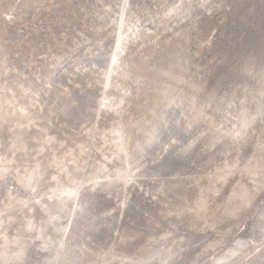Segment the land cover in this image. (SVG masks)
<instances>
[{"label":"bare ground","instance_id":"obj_1","mask_svg":"<svg viewBox=\"0 0 264 264\" xmlns=\"http://www.w3.org/2000/svg\"><path fill=\"white\" fill-rule=\"evenodd\" d=\"M203 2L0 0V87L7 80L9 86L43 90L40 107L31 114L39 123L30 129L18 127L20 122L27 125V120L7 116L10 96L0 90V155L7 154L14 141L18 148L28 149L27 154L17 152L18 164L34 165L32 149L43 136L38 129H44L58 141L40 157L47 168L41 184L45 191L56 174L48 168L53 152L62 156L76 149L78 154L77 146L84 145L88 149L84 159L91 157V164L107 156L106 166L114 175L121 168L114 130L124 131L125 150L131 155L153 125L161 120L169 125L158 142L144 150L145 170L134 185L109 184L98 176L101 185L82 194L85 210L73 218L69 244L59 261L55 249L44 250L43 242L27 232V220L39 228L47 216L38 210L26 216L14 203L5 209L7 190L0 184V210L11 215V222L8 214L2 217L0 229L9 238H0L4 264H213L236 240L251 235L250 230L231 235L216 253L217 232L230 235L264 202V191L254 189L246 171L264 160L258 75L264 51V0H207L212 6L208 9L200 7ZM175 5L182 7L166 15ZM8 15L11 20L4 18ZM250 59L256 70L249 69V74L244 68ZM49 80L51 88L45 86ZM15 90L17 107L29 103L31 97H24L18 87ZM165 92L167 99L175 98L171 108L162 102ZM122 97L125 102L118 115L113 109ZM193 99L196 111L191 108ZM245 120L252 121V127L234 142L227 133ZM173 139L178 142L171 144ZM62 144L67 148L61 150ZM164 146L167 151H162ZM87 172L95 169L88 167ZM245 196L253 200V207L233 215ZM201 197L208 204L204 212L196 210ZM70 216H61L64 226ZM44 227L46 236H54L51 225ZM17 235L19 248L11 244ZM21 250L18 262L12 253ZM243 253L248 252L242 251L230 264H239ZM253 264H260V258Z\"/></svg>","mask_w":264,"mask_h":264},{"label":"snow or ice","instance_id":"obj_2","mask_svg":"<svg viewBox=\"0 0 264 264\" xmlns=\"http://www.w3.org/2000/svg\"><path fill=\"white\" fill-rule=\"evenodd\" d=\"M181 7L182 5H175L173 9H170L169 12L166 13V15H172L175 10ZM200 7L208 9L212 6L207 3V0H204V2L200 4ZM7 19L11 20L12 17L8 16ZM129 31H131V29H129ZM137 31H139V29H137ZM122 40L123 37H120L117 40V52L120 51ZM116 63V55L114 54L112 57V64L115 65ZM248 65V67L244 68L246 73L250 74L249 69L253 72L256 70L254 60L250 59ZM107 75L111 77V67H109ZM258 75L261 86V107L259 117L264 119V51H262L259 58ZM36 80L39 82L41 78L37 76ZM45 86L51 88L52 85L50 80ZM16 87L21 89L24 97H31L29 103L17 107L19 101L17 100ZM33 87L34 86H29L28 88H25L23 84L9 86L7 80H5L4 85L0 87V90L10 96L8 101L9 112L7 113V116L12 118L19 116L21 121L27 120V125L22 122L18 123V127L20 128L28 127L30 129L34 124L39 123L31 118V114L33 110L40 107L39 99L43 90L37 88L36 91H33ZM124 95L127 96L129 93L125 92ZM163 95L166 99L162 102L165 103L167 107L171 108L175 103V98L167 99V92ZM124 102V98L122 97L120 103L115 104L113 110H116L118 115ZM107 103L108 102L105 101V104ZM113 103H115L114 100ZM105 104H102L101 107L103 108ZM191 108L193 111L197 110L194 99L191 102ZM256 118L257 117H252V121H255ZM252 121L245 120L239 125V127L233 125V129L227 134L232 137L234 142L242 140L247 135L248 130L252 127ZM175 123L182 126L180 121H176ZM191 126V123H189L188 128H191ZM222 127L223 125H221V128ZM168 128L169 125L165 120H161L158 124L153 125L151 131L147 133L146 140L143 144L138 142L135 153L131 155L125 150L126 136L124 131L114 130L112 136H117L119 139L114 140L113 143L118 146V151L121 154L119 157L121 168L117 169L114 175L109 172V169L106 166L108 164L107 156L103 157L102 162L96 161L95 163L90 164L91 157H89V160H85L84 157L88 155V149L84 145L77 146L79 148L78 154L76 149L64 151L62 156L53 152L50 157L48 168L53 169L56 174L51 176L46 191L41 187V184L45 178L47 168L43 167L40 163V157L44 153L50 152L58 141L51 136H47L46 133H44V129H38L43 136L35 141L36 147L32 149L34 155H32L31 159L35 161L34 165L18 164L16 158L17 152L22 151L27 154L28 149L26 146L18 148L14 141H10L7 154L0 155V184H3L7 190V203H5L4 207L5 209L12 208L14 203L19 206V211L23 212L26 216L37 210L43 212L48 218L47 221H43L41 226L37 228L31 219L27 220V232L32 234L34 241L43 242L41 247L44 250L55 249L59 261L60 253L66 250L69 244V229L73 218H75L78 212L83 214L85 210V206L82 205L81 202L82 194L89 188L95 190L101 185V181L97 179L98 176H103L105 181L109 184L115 181L117 183H122L125 187L134 185L141 178V175L145 170L143 165L144 150L154 143H157L160 135ZM217 131H219V129H217ZM87 134L91 137L93 135V130L89 129ZM96 134L99 136L98 129L96 130ZM108 138L109 134L105 132L103 134L105 144L108 142ZM177 142L178 141L174 139L170 140L171 144H176ZM192 143H194V141L187 144L183 151H187L188 148L192 146ZM2 147L3 146L0 145V148ZM260 147L261 150L264 151V140H262ZM60 148L61 150L66 149L67 145L62 144L60 145ZM97 151H100V149ZM162 151H167V146H164ZM88 167L94 168L95 173H88ZM246 171L249 173L254 189L258 188L260 191H264V160H261L255 168H246ZM82 173H84L83 176H81ZM9 181H11V186H9ZM17 186H19L21 191H17ZM49 202L52 204H58V207H52ZM253 203L254 202L250 197H241L239 206L232 214L242 215L246 210H250L253 207ZM37 206H39L38 209ZM207 207V201L201 197V199L197 201L196 210L204 212ZM189 211H193V209H189ZM68 213H71V216L67 218L68 227H65L63 222H61V216H68ZM6 214L9 215V222H11V215L0 210V229H3L4 221L2 217ZM45 223L51 225L55 230L54 236H46V230L44 227ZM249 229L251 235L247 240H236L233 247L225 254V257L220 260H213V264H230L231 259L240 255L242 251H247L249 253L247 257L249 261H251L253 257L259 256L260 264H264V202L260 204L255 214L250 217L248 221L244 222V227L241 228L240 231L245 232ZM37 232L39 235L36 234ZM257 236H259V240H257ZM0 238L5 241H8L9 239L8 236H4L2 233H0ZM161 239H164V237ZM11 244L16 248H19L20 236L17 235L16 237H13ZM168 251L170 252L171 250L169 249ZM23 254V250L12 253L13 257L18 262ZM0 264H4V261L0 260ZM164 264H168V262L165 261Z\"/></svg>","mask_w":264,"mask_h":264},{"label":"water","instance_id":"obj_3","mask_svg":"<svg viewBox=\"0 0 264 264\" xmlns=\"http://www.w3.org/2000/svg\"><path fill=\"white\" fill-rule=\"evenodd\" d=\"M8 16H10V15H8ZM8 16H4V18L6 19V20H9V19H7V17ZM205 54H207V51H205ZM101 140V139H100ZM100 142V141H99ZM257 206H260V205H257ZM116 212V211H115ZM237 216V215H236ZM235 216V217H236ZM250 218H247V217H245V219H243V221H241L240 223H238L237 225H236V227H235V229L231 232V234L230 235H228V236H225V233H222V232H217V239H218V241L220 242L219 244H217V247H216V253H219L220 251H221V249L225 246V241L227 240V238L228 237H231V235L232 236H234V235H239V234H242V233H244V232H241L240 231V229L241 228H243L244 227V222L245 221H248ZM65 227H68V225H67V223H66V225H65ZM250 230V229H249ZM246 231H248V230H246ZM245 231V232H246ZM244 238L245 239H242V240H247L249 237H247V235L246 236H244ZM257 240H259V236L257 237ZM215 251V248L213 249V251L212 252H214ZM50 253V252H49ZM49 255H51V254H49ZM248 255H249V253H243L242 254V257H241V261H240V263L239 264H253V262L256 260V259H259L260 257L259 256H256V257H253L252 258V260L251 261H249L248 259H247V257H248ZM168 258H170V255H168ZM209 260H211V258H209ZM200 264H205V262H200Z\"/></svg>","mask_w":264,"mask_h":264}]
</instances>
